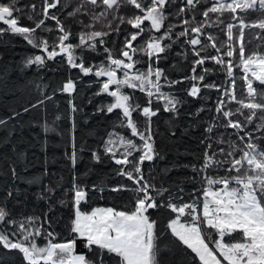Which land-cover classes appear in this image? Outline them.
Here are the masks:
<instances>
[{
    "label": "trees",
    "instance_id": "trees-1",
    "mask_svg": "<svg viewBox=\"0 0 264 264\" xmlns=\"http://www.w3.org/2000/svg\"><path fill=\"white\" fill-rule=\"evenodd\" d=\"M48 2L52 3L54 0H48ZM33 4L36 5L34 12L31 10ZM185 4L186 0H170L165 9V14L168 16L165 27L160 30V33L155 31L151 33L162 35L169 24L176 25L172 39L163 41L164 44H171V48H167L160 54L159 61L157 62L155 57L149 61L144 53H137L134 56V59L138 61L136 67L140 71H146L149 63H152L153 68H161L164 77L167 78V80L164 77L161 78V91L171 94L179 101L175 111H165L164 101L156 97L152 98L153 110L159 109L157 115L151 118V130L157 155L154 160L145 161L141 166L144 179L155 185L156 189H168L163 198L167 200L171 195L175 203L191 202L194 195L198 194L196 190L202 188L201 176L204 173L194 170V166L195 169L202 166L206 150L209 155L217 152L216 159L223 160L225 157L219 155V148H224L226 152L230 151L232 141L243 148L244 142L239 139V136H243L245 132L251 131L254 139L264 136V130L255 131L256 126L261 123L259 119L252 124H247L244 131L224 127L226 119L216 112L218 100L225 99L224 110L226 111L235 112L239 105L223 97L222 91H218L217 88L202 86L215 84L228 87L230 78L224 66L208 59L203 66H197L195 72L197 77L204 74L205 80L201 83L191 79L194 61L198 57L186 43L190 37L177 39L175 33L184 30L183 20L191 21V26L202 23L205 20L202 13L211 6V0H202L195 8H186L185 12L176 15ZM17 7L22 9L17 13L20 26L35 27L36 22L44 19L42 11L44 0H18ZM78 7L81 8L80 12H77L75 16L68 15ZM102 10V7L83 3V0H59L55 8L49 9V15L57 17L65 25L66 30L71 31L70 42L74 45L79 42L78 34L81 31L109 33L104 38L105 45L97 44L96 51L84 52L86 67L92 64L98 65L105 59V46L113 50L114 56L117 55L124 44L125 36L135 31L127 23L121 24L119 19H112V13H109L106 20L93 21L92 15ZM136 12L137 10L132 6L125 5L115 15L130 17ZM29 15L33 17L32 20L28 19ZM237 15L243 17L246 23L264 19V11L238 10ZM232 17L233 14L230 12L210 13L203 29L202 44L210 43L206 38L210 34L215 37L218 47L221 44H224V47L221 48L220 53L208 47L201 52V56L223 55L227 50L229 43L227 25L239 24V21L233 20ZM109 20L111 27L107 26ZM84 25H92V27L87 28ZM147 26L148 22L145 23V27ZM0 28L6 29V26L0 23ZM48 28L53 31H47ZM116 28H119L118 32L114 31ZM239 31L238 26L234 27L231 42L234 47H237L239 43L237 39ZM58 35L56 22L52 19H46L45 25L37 29L35 33L37 39L47 38L50 44ZM147 38L148 34L138 38L134 46L143 45ZM244 45L246 55L254 51L264 53V30L258 27L245 28ZM196 48L200 50V46ZM79 54L78 49L77 55ZM35 55L46 54L41 49L28 44L19 34H13L7 29L0 34V121H3L0 123V207L6 209L9 219L18 222L28 217L37 218L35 226L43 225L44 230L58 233L59 240L67 238L69 234L67 225L73 216V193L70 190L74 178L76 184L86 187L88 191V202L82 204V210L90 211L92 207H131L130 201L136 196L134 191H112L111 189L120 185L132 189L135 185L126 177L118 175L122 166L117 165L114 159L105 153L104 144L109 139L110 133H119L121 136L134 140L137 145L142 142L138 136L132 135L130 129L121 126L120 110H114L113 113L106 112L105 106L112 103L113 98L107 94H97L100 93L106 77L98 78L94 74L84 75L79 69L71 68L65 56L46 60L44 66L27 64V60L34 58ZM227 59L225 57V60ZM234 64H239L238 55L234 58ZM205 69H208L207 73ZM121 74L118 73V75ZM233 76L236 79L237 99H245V85L241 79L242 68H234ZM69 78L76 85L72 94L63 93L60 90ZM168 81L182 82L169 85ZM194 83L201 87L197 97L188 95ZM254 86L257 87L258 92H264V86L259 85L258 82H254ZM123 90L133 97L134 104L147 106L146 93L127 87ZM41 100L43 104L38 103ZM69 101L75 105L77 111L72 112ZM257 102L264 101H260L258 97ZM101 108L105 110L99 111ZM200 109L203 111H199ZM243 111L246 116L248 110ZM259 115L264 113H258ZM133 119L137 122L139 130L143 131L145 118L140 113H133ZM232 119L246 123L244 116L239 114ZM209 127L213 128L211 133L207 131ZM73 136L76 149L75 165L70 159L73 151ZM221 140L224 142L218 143ZM257 142L264 148V141L257 139ZM209 144L212 145L211 149L207 147ZM120 151L122 152L123 149L121 148ZM93 153L100 156L99 162L94 159ZM140 154L134 152L129 159H138ZM239 155L237 151V158ZM226 167L211 168L207 175L213 177L226 175L228 174ZM130 169L131 165L125 166V170ZM47 189H54V192L49 193ZM152 194L156 195L154 190ZM178 197L183 199L180 200ZM60 200H64L65 203L61 204ZM150 213L151 217L158 221V231L162 233L158 241L161 249L158 259L162 264H200L199 258L180 243L170 230H166L168 220L174 218L175 213L167 208H160L158 211L150 210ZM16 228L17 225H0V231H6L12 239L19 238V233L16 237L11 236ZM212 235L213 238H217L215 232ZM237 238L235 234L232 237V239ZM225 241L230 242L227 237ZM45 242L44 236L36 237L38 245L43 246ZM88 258L93 259L94 254L88 253ZM0 264H26V262L18 250L7 249L0 244Z\"/></svg>",
    "mask_w": 264,
    "mask_h": 264
},
{
    "label": "snow or ice",
    "instance_id": "snow-or-ice-1",
    "mask_svg": "<svg viewBox=\"0 0 264 264\" xmlns=\"http://www.w3.org/2000/svg\"><path fill=\"white\" fill-rule=\"evenodd\" d=\"M201 2L202 0H186V4L179 9L176 15L185 12L186 8H195ZM58 3L59 0H54L52 3L44 0L42 9L44 19L36 22L35 27H27L19 24L17 13L22 9L17 7L18 0H8V2L0 0V23L5 25L8 31L21 35L28 44L41 49L46 54L29 58L27 64L44 66L46 60L65 56L67 64L71 68L79 69L84 75L94 74L98 78L106 77L100 93H97L98 95L107 94L113 98V102L105 106L106 112L113 113L114 110H120L121 126L130 129L132 135L138 136L142 142L137 145L134 140L121 136L119 133L109 134V139L104 144L105 153L109 154L117 165L122 166L118 175L126 177L135 185L132 189L120 185L111 190H131L136 193V196L130 201L131 207H92L90 211L82 210V204L88 202V191L86 187L76 184L74 178L70 190L73 193V216L67 225L69 232L67 238L58 240V233L44 230L43 225L36 227L37 218L34 217H28L19 222L9 219V213L4 207H0V225H17L16 231H13L11 236L16 237L19 233V238L12 240L6 231H0V244L7 249L18 250L26 264H162L158 259L161 252L158 241L162 233H159L158 221L151 217L150 210L158 211L160 208H167L175 213V216L168 220L166 230H170L180 243L190 249L199 258L200 264H225V262L226 264H264V148L257 142V139L264 141V136L254 139L251 131L245 132L243 136H239V139L244 142L243 148L236 145L235 141L230 143V151L226 152L224 148H219V155L225 157L223 160L216 159L217 152L209 155L206 150L202 166L199 169H195L194 166V170L204 175L201 176L202 188L196 190L198 194L194 195L191 202L175 203L171 195L165 200L163 197L168 189H156L155 185L144 179L141 166L145 161L154 160L157 155L151 130V118L157 115L159 109L153 110L152 98L163 100L165 111H175L179 101L171 94L161 91L160 81L164 77L163 70L159 67L153 68L152 63H149L146 71H140L136 67L138 61L134 59V56L137 53H144L149 61L155 57L158 62L160 54L164 53L167 48H171V44H164L163 41L172 39L176 25L169 24L162 35L151 34L153 31L160 33V30L165 27V21L168 19L165 9L170 0H83V3L103 9L98 14L92 15L93 21L106 20L109 13H112V19H119L121 24L127 23L135 30L125 36L124 44L117 55L114 56L113 50L105 46V59L98 65L92 64L87 67L84 64V52L96 51L97 44L105 45L104 38L109 33L81 31L78 34L79 42L72 44L70 42L71 31L66 30L65 25L57 17L49 15V9L55 8ZM125 5H130L137 10L136 14L130 17L122 15L117 17L115 13ZM35 9L36 5H31L33 12ZM238 10L264 11V0H230V2L229 0H211V6L202 13L205 18L202 23L191 26V21L183 20L184 30L175 35L177 39L190 37L186 43L191 46L193 54L198 57L192 68L191 79L193 81L198 80L202 83L205 80L204 74L197 77L195 72L196 67L203 66L208 59L226 68L230 78L228 87L215 84L202 85L204 88H217L218 91H222L223 97L239 105L235 112L226 111L224 110L225 99L218 100L216 112L226 119L224 127L244 131L247 124H252L259 119L261 123L256 126L255 131H261L264 130V115L258 116V113H264V102H257V98L264 101V92H258L254 82L264 86V53L254 51L251 54H245L244 29L258 27L264 30V19L246 23L243 17L237 15ZM80 11L81 8L78 7L68 15L75 16ZM225 12L232 13L233 20L239 21L238 25L232 23L227 25L229 41L227 50L223 55L201 56V52L208 47L214 48L217 53H220L221 48L224 47V44L218 47L215 37L210 34L206 37L209 44H202L201 37L204 36L203 29L210 13L223 14ZM28 19L32 20L33 17L29 15ZM46 19L54 20L59 32L51 44L47 38L37 39L35 37L37 29L45 25ZM146 22H148L147 27H145ZM107 26L111 27L110 20ZM237 26L240 29L237 37L239 43L237 47H234L231 42L233 29ZM84 27L91 28L92 25H84ZM6 29L0 28V34H3ZM46 30L53 31L51 28ZM114 31L118 32L119 28ZM145 34H148V38L143 45L134 46V42ZM196 46H200V50H197ZM78 49L80 50L79 55H77ZM236 55L239 56V64H234ZM225 57L228 59L225 60ZM234 68H242L241 79L245 85V99H237ZM207 71L208 69H205V73ZM118 73H122V76ZM164 79L167 80L166 77ZM181 82L168 81L169 85ZM75 87V82L69 78L60 90L63 93L72 94ZM125 87L133 90L139 89L146 93L147 106L134 104L133 97L123 90ZM200 92L201 87L194 83L188 95L197 97ZM38 103L43 104V101ZM69 103L72 112L77 111L75 105L71 101ZM105 108L99 111H104ZM244 109L248 110L246 116ZM133 113H140L145 118L143 131L139 130L137 122L133 119ZM237 114L244 116L246 123L232 119ZM207 131L211 133L213 128L209 127ZM223 142V140L218 141V143ZM207 147L211 149L212 145L209 144ZM237 151L240 153L238 158ZM134 152L141 153L139 158L129 159ZM93 157L97 162L100 161L98 154L93 153ZM70 159L75 165L74 136ZM128 165H131V169L125 170V166ZM225 166H227L228 174L215 177L207 175L209 169H219ZM93 188L95 189V186ZM100 190L103 191V189ZM153 190L156 195L152 194ZM46 191L51 193L54 189ZM178 199L183 198L178 197ZM59 202L65 203L64 200ZM213 232L218 238H213ZM234 234L238 237L237 239H232ZM39 236H44L46 240L43 246L36 243V237ZM226 237L230 242H225ZM78 241L83 242L86 252L76 251ZM88 253H93L94 258L89 259Z\"/></svg>",
    "mask_w": 264,
    "mask_h": 264
},
{
    "label": "crops",
    "instance_id": "crops-1",
    "mask_svg": "<svg viewBox=\"0 0 264 264\" xmlns=\"http://www.w3.org/2000/svg\"><path fill=\"white\" fill-rule=\"evenodd\" d=\"M76 251H77L78 253H83V244H82L81 241H78V242H77V248H76Z\"/></svg>",
    "mask_w": 264,
    "mask_h": 264
},
{
    "label": "rangeland",
    "instance_id": "rangeland-1",
    "mask_svg": "<svg viewBox=\"0 0 264 264\" xmlns=\"http://www.w3.org/2000/svg\"><path fill=\"white\" fill-rule=\"evenodd\" d=\"M121 76H122V74H121ZM218 238V237H217ZM10 239H12V238H10ZM12 240H16V239H12ZM226 242V241H225ZM82 244H83V242H82ZM212 245H210V247H211ZM85 248H84V246H83V252H85ZM225 264H226V262H225Z\"/></svg>",
    "mask_w": 264,
    "mask_h": 264
}]
</instances>
